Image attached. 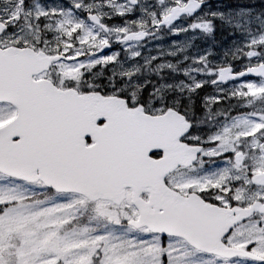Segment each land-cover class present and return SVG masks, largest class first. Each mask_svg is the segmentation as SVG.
Here are the masks:
<instances>
[{"label":"snow or ice","instance_id":"1","mask_svg":"<svg viewBox=\"0 0 264 264\" xmlns=\"http://www.w3.org/2000/svg\"><path fill=\"white\" fill-rule=\"evenodd\" d=\"M2 3L0 264H264V0ZM218 27L176 95L120 59Z\"/></svg>","mask_w":264,"mask_h":264},{"label":"rangeland","instance_id":"2","mask_svg":"<svg viewBox=\"0 0 264 264\" xmlns=\"http://www.w3.org/2000/svg\"><path fill=\"white\" fill-rule=\"evenodd\" d=\"M153 3V0H142V4L144 7L146 8H150L151 5ZM8 5H5L2 3V0H0V7H7ZM46 6H54V7H60L63 6L62 2L60 0H48ZM64 7V6H63ZM215 7V6H214ZM140 14V9L139 6L137 7V10L135 12H133L131 14L130 18H133L135 16H138ZM111 23H119L121 22V18L119 17H113L111 20ZM219 32V31H218ZM168 33H170L168 31ZM223 33V32H222ZM171 34V33H170ZM173 36V38L170 41H164V40H160V39H155L154 41L150 42L147 45V49L151 51V53L149 54V56L145 57L142 65L138 64L140 67V73L139 75L142 74V69L146 66H151L156 70V65L160 62H157L156 64L154 63H150L153 62L150 60V58L152 56H156L162 53V55L160 56L161 60L164 61H168L167 57L169 58H175L178 60L179 63H181L182 61L180 60H185L184 57L187 56L188 58H192L193 56H197L202 54L204 51H208L209 53H211V50L214 49V44L212 43V41H209V44L206 45L203 49L198 50L195 49V45L196 42L198 40H203L205 38V36L199 32H187L181 35H174L171 34ZM235 39V37H232L231 39H229V41L227 42L225 48H224V53L225 54H219L217 51L215 52V58L212 59L213 61H218L220 60L222 57L226 58L227 56L230 57V55H227V53H229V43L230 41H233ZM120 46H118L119 48ZM142 49V51L144 50V46L139 45L136 48H133L132 51H139V49ZM179 49H183V51H179ZM169 52H176L175 56H171L168 55ZM121 51H120V59L121 61L124 63V66H129L131 64H136L134 63V58L133 59H129L128 55L126 54V57H121ZM211 56V55H210ZM146 61H150L148 63H146ZM188 65H186L185 67H187ZM105 73L108 72V69H104ZM163 84H171L172 83H163ZM175 87L172 86L171 89H166V91H175ZM212 90V89H211Z\"/></svg>","mask_w":264,"mask_h":264},{"label":"flooded vegetation","instance_id":"3","mask_svg":"<svg viewBox=\"0 0 264 264\" xmlns=\"http://www.w3.org/2000/svg\"><path fill=\"white\" fill-rule=\"evenodd\" d=\"M199 111H201V112H202L203 110H202V109H199Z\"/></svg>","mask_w":264,"mask_h":264}]
</instances>
